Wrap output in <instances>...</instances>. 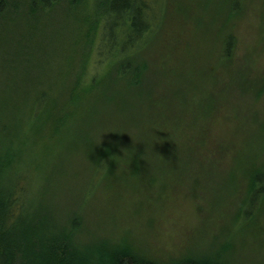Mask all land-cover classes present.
<instances>
[{
  "label": "trees",
  "instance_id": "obj_1",
  "mask_svg": "<svg viewBox=\"0 0 264 264\" xmlns=\"http://www.w3.org/2000/svg\"><path fill=\"white\" fill-rule=\"evenodd\" d=\"M26 1L49 56L0 101V264H239L240 242L209 234L264 219V0ZM27 167L74 172L38 189ZM127 199L157 220L123 228ZM185 200L201 227L161 249Z\"/></svg>",
  "mask_w": 264,
  "mask_h": 264
},
{
  "label": "rangeland",
  "instance_id": "obj_2",
  "mask_svg": "<svg viewBox=\"0 0 264 264\" xmlns=\"http://www.w3.org/2000/svg\"><path fill=\"white\" fill-rule=\"evenodd\" d=\"M79 2L81 3L82 0H79ZM0 3H3V5L0 4V9H4V11H0V101L3 97H5V94L15 96L16 89L20 92V97L24 96V99H26V90L23 89L28 86V84L36 86L38 82L41 83L42 81L43 83V79L41 78L43 70V57L49 56V51L45 54L44 45L41 43L43 42L42 35L44 33V29L42 28L41 32L37 31L35 33V31H33L28 25L29 20L27 19L26 13V11H28V4L26 0H0ZM17 3L20 7L15 9V7H17L15 6ZM77 13H79L78 9ZM66 15L67 13L62 14L60 11L58 12V17H64ZM68 15H71L70 9ZM62 20L64 21L65 18L60 19V21ZM51 27L56 30L55 24H51ZM46 30L50 32L49 25ZM247 31L248 29L245 27L241 30L243 34ZM59 66V64L52 66L53 71L50 70L52 71V75H59L57 71L60 69ZM0 115L2 116L1 112ZM68 168V171H59L57 170V167H27L26 170L27 173L30 174V179L32 181L31 185L36 186L39 189L42 186L44 187L57 183L60 176L63 177L60 180H68V177H66L67 174L71 175L74 172L73 167ZM117 170V167H112L110 169L113 174V178H108L106 182L102 183L98 187V194L107 195L108 189L112 186L111 183L114 177H120L117 174L120 170ZM92 171L93 169L91 170L90 167V175L85 178V182L90 180ZM71 181H73V179H71ZM130 182H133L131 178ZM84 187L85 186L80 187L81 189H75L80 197H82L84 191H86ZM61 193L63 195L66 194L65 191H62ZM82 198H84V196ZM142 200L145 202L144 207L148 208L146 214L141 213L140 216L135 210L136 205L133 204L134 200L127 199V202H125L122 206V211L125 212L123 220L124 225L122 224V226L123 228L135 226L131 230L134 233L139 230L140 226L137 228V224L142 218L141 215L144 217L150 215L148 217H152L153 221L157 220L155 216V212H157V210L152 206V203L146 199ZM187 201L188 200H185L182 203L181 211L174 212V216L171 221L167 220L166 222H163L161 227L159 226L158 234L155 236L157 242L154 240L153 242L161 249L164 248L162 246H166L167 248L173 247L176 243L177 238L175 237H177V234L185 232L187 228L199 229V227H201L199 221L197 220V214L191 210L188 206L191 205V203ZM184 205L187 207L186 212L183 210ZM219 220H223L222 223H218ZM219 220L214 225V230L209 234V236L214 233H226V235L236 238L238 242H240L239 245L242 247H240V249L243 250L242 253L240 252L238 257L239 264L261 263L264 256V219L258 218L257 220L255 219V224L252 222L251 225H244L246 231L245 228L241 229L242 226L239 227L240 224L235 216H224ZM256 224L262 227L261 232L255 231L257 229L254 228ZM243 231L245 232L242 233ZM210 240L211 238L208 236L207 239H205L207 242ZM239 245L237 244L238 247ZM260 249L261 251L257 252V250ZM240 257L242 260L241 263Z\"/></svg>",
  "mask_w": 264,
  "mask_h": 264
}]
</instances>
